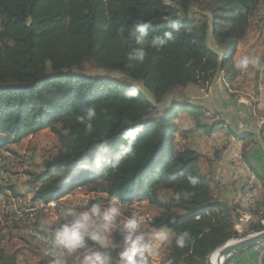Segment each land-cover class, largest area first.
I'll list each match as a JSON object with an SVG mask.
<instances>
[{
  "label": "trees",
  "instance_id": "1",
  "mask_svg": "<svg viewBox=\"0 0 264 264\" xmlns=\"http://www.w3.org/2000/svg\"><path fill=\"white\" fill-rule=\"evenodd\" d=\"M239 7L246 11L234 15ZM262 11L264 0H0V150L18 155L12 144L44 129L59 144L56 153L45 157L43 169L26 171L32 205L48 204L72 188L87 186L109 198L117 196L124 205L147 201L160 207L153 226L165 228L172 242L161 261L150 258V264H207L214 249L242 236L236 229L242 207L223 198V186L212 170H203L202 153L177 149L182 114H190L194 122L184 135L194 129L212 135L225 121L206 122L200 105L188 99L169 102L167 97L175 90L203 88L220 74L225 84H233L241 74L234 67L239 43ZM140 22L150 24L149 38L172 31V39L159 52L148 48L146 60L129 67L125 40L131 42L133 26ZM132 89L137 95L126 96ZM89 105L97 112L91 131L77 120ZM141 125L132 154L115 166L94 170L97 158L117 153L126 142L125 132ZM243 156L263 186L250 210L262 221L264 176L250 162L247 149ZM3 158L0 170L9 173ZM173 174L177 179L169 182ZM189 174L200 179L195 188L186 180ZM6 189L0 187V195ZM8 190L22 195L14 186ZM180 191L194 195L177 202L174 194ZM40 211L34 217L28 214L23 225L8 226L39 228L40 221L30 219ZM263 229L264 224L251 223V231ZM115 230L116 239L122 240ZM186 230L191 240L177 247L176 236ZM4 240L0 226V263L22 264L6 253ZM89 245L95 247L91 241ZM107 251L115 261L120 249ZM65 258L66 264H77L75 255ZM227 264H264V241Z\"/></svg>",
  "mask_w": 264,
  "mask_h": 264
},
{
  "label": "crops",
  "instance_id": "2",
  "mask_svg": "<svg viewBox=\"0 0 264 264\" xmlns=\"http://www.w3.org/2000/svg\"><path fill=\"white\" fill-rule=\"evenodd\" d=\"M245 55L259 56L262 61L264 60V11L252 18L249 32L239 43L235 62ZM209 85L212 91L208 99H203L208 102L207 104L205 101L203 103L190 101L203 108L204 121L212 123L224 120L225 122L212 135L197 129L184 135L182 131L189 127L193 128L194 122L190 114H182L178 119L180 130L176 133L177 149L183 151L192 148L202 153L203 170L206 172L212 170L215 180L223 186V198L233 199L242 209L245 207L248 209V213L241 217L240 221L243 223L237 225H250L256 220L250 210L258 201L263 186L244 160L243 152L245 149L249 151L250 162L264 176V68L258 70L250 66L248 71H241L231 85L225 84L220 74L213 83L205 87ZM224 87L232 89V92L226 93ZM195 88L197 86H191L189 90ZM242 134L247 135L245 138L238 137ZM209 158L215 160L210 162ZM211 163H213L212 169H210ZM248 181L253 182V187L246 192L243 187ZM42 204L43 202H36L32 207L39 209ZM63 260L65 261L66 258Z\"/></svg>",
  "mask_w": 264,
  "mask_h": 264
},
{
  "label": "clouds",
  "instance_id": "3",
  "mask_svg": "<svg viewBox=\"0 0 264 264\" xmlns=\"http://www.w3.org/2000/svg\"><path fill=\"white\" fill-rule=\"evenodd\" d=\"M246 11L243 7L234 10V15H241ZM135 36L131 42L127 39L130 51L127 54L129 67L142 64L147 57V49L152 48L157 52L161 51L168 40L172 39V31H165L163 37L153 35L150 37V24L140 22L134 24ZM178 26L172 24V29L177 30ZM252 68H264V61L259 56L250 57L245 55L236 61L234 67L238 71H248ZM128 97H135L137 91L129 90L125 93ZM97 112L95 106L89 105L81 110L77 116L79 123L83 124L86 130L91 131L92 121L96 119ZM142 131V125L129 129L124 134V144L120 146L117 153L105 156L102 160L97 158L95 169L100 170L106 165L115 166L124 156L130 155L134 151L136 137ZM105 151L107 148L105 146ZM176 176L169 175V182L176 181ZM188 184L195 188L200 183L196 175H187ZM194 195L191 191H180L174 194V199L179 202L182 198L189 200ZM121 215L119 198L113 196L106 203L94 202L80 210L74 207H67L62 211V222H58L51 229L47 243V255L53 257L52 264H64L63 256H76L77 264H150V258L157 255L161 245L170 244L172 241L169 232L165 228H160L154 232L142 229L141 221L135 216L128 217L120 222L119 231L122 234L123 246L117 253V258L113 259L107 249L115 248L111 239L112 225ZM71 218V219H69ZM191 240L189 231H184L176 236L175 244L183 248ZM89 241L95 247L89 245ZM155 241V244H153ZM82 252L81 255H76Z\"/></svg>",
  "mask_w": 264,
  "mask_h": 264
},
{
  "label": "rangeland",
  "instance_id": "4",
  "mask_svg": "<svg viewBox=\"0 0 264 264\" xmlns=\"http://www.w3.org/2000/svg\"><path fill=\"white\" fill-rule=\"evenodd\" d=\"M224 89L228 94L232 92V89L230 90L228 87H224ZM211 91V85L205 87L203 90L199 86H197L195 90L179 89L169 94L167 100L169 99V102H172L174 99H188L203 103L209 98ZM205 103L207 104L208 102L205 101ZM12 146L17 148L20 154H13L12 156L8 151L4 149L0 150V157H4L2 162L4 163L6 159V162L9 163L7 166L9 169L7 168V171L10 175L9 181H4L3 184H0V187L4 189L7 188L6 194L0 195V226L4 228L5 234L3 245L9 256H17L19 263L52 264L54 258L46 254L44 242L42 243L37 238L30 235L31 226H23V228H14L11 226H15V222H20V224H22V221L24 222V220L28 219V213L25 211H27V208L31 204L32 195L28 192L30 188V176L26 171L38 172L43 169L45 157H49L58 151L59 144L57 137L50 129H44L35 135H29L23 138L20 142L13 143ZM247 183H249V181ZM10 186H14L17 193L21 191V197H15V194L8 190ZM243 188L245 189V187ZM29 194L31 196H29ZM167 194L166 192L162 193V198L166 199ZM109 199L111 198L90 190L87 186L72 188L59 200H55L56 202L54 201L56 206H52L51 204L40 206L41 208H39V210L41 211L34 220L30 219V221H40L41 226L39 228L43 229L44 233L49 235L53 226L58 222H62V211L67 207L83 210L84 207L89 206L91 203H106ZM20 200L22 202H20ZM119 207L121 215L117 217V221L112 225L111 239L120 250L123 246V240L116 239L117 233L115 229L120 228V222L122 220L132 216H135L137 219L140 217L144 219V224L141 226L143 230L148 232L158 230L153 226V223L155 218L163 211L162 208L147 201H135L131 205H124L119 201ZM243 209L241 214H247L248 209ZM25 223L28 225L26 221ZM239 223L242 224L243 221ZM254 223L264 224L258 217H256ZM8 224L11 226H8ZM240 227L239 233H241L242 236L256 232L250 230L251 224L240 225ZM166 248V245H164V247L159 249L157 255L152 257L154 263H159L161 261L162 257L167 253ZM82 254L83 253L80 252V255ZM65 257L66 256H63L62 259ZM65 262L66 260L64 264Z\"/></svg>",
  "mask_w": 264,
  "mask_h": 264
},
{
  "label": "water",
  "instance_id": "5",
  "mask_svg": "<svg viewBox=\"0 0 264 264\" xmlns=\"http://www.w3.org/2000/svg\"><path fill=\"white\" fill-rule=\"evenodd\" d=\"M264 241V229L254 233L229 239L224 244L214 249L207 257V264H227L238 253ZM217 254V263L212 260L213 254Z\"/></svg>",
  "mask_w": 264,
  "mask_h": 264
},
{
  "label": "built area",
  "instance_id": "6",
  "mask_svg": "<svg viewBox=\"0 0 264 264\" xmlns=\"http://www.w3.org/2000/svg\"><path fill=\"white\" fill-rule=\"evenodd\" d=\"M8 180H9L8 173L5 172L4 170H0V184H3L4 181L7 182ZM251 188H252V181H249V183H247L245 186V191L247 192V191L251 190ZM20 202H22V201L20 200ZM48 204H51L52 206H56V203H54V201H51ZM48 204L43 202L42 206H45ZM36 211H37L36 208L30 207V208H27V211H25V212L30 214L31 217H34L36 215ZM138 220H140L142 222L141 223V226H142L144 224V219L139 217ZM261 222L264 223V220H262ZM237 228L239 231V228H241L240 225H237ZM30 235L33 236L34 238H37L40 242H42V243L44 242L45 252L47 253V249L50 245L47 243L48 235L44 233L43 229H40L37 227H32L30 230ZM153 244H155V241H153ZM164 245H167V244L161 245L160 248L164 247Z\"/></svg>",
  "mask_w": 264,
  "mask_h": 264
},
{
  "label": "bare ground",
  "instance_id": "7",
  "mask_svg": "<svg viewBox=\"0 0 264 264\" xmlns=\"http://www.w3.org/2000/svg\"><path fill=\"white\" fill-rule=\"evenodd\" d=\"M216 259H217V254L214 253L212 256V260L214 263H217Z\"/></svg>",
  "mask_w": 264,
  "mask_h": 264
}]
</instances>
